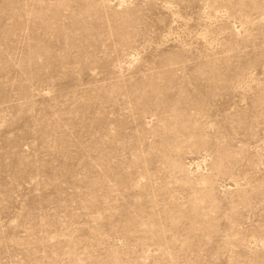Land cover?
I'll use <instances>...</instances> for the list:
<instances>
[{"label":"rangeland","instance_id":"1","mask_svg":"<svg viewBox=\"0 0 264 264\" xmlns=\"http://www.w3.org/2000/svg\"><path fill=\"white\" fill-rule=\"evenodd\" d=\"M0 264H264V0H0Z\"/></svg>","mask_w":264,"mask_h":264}]
</instances>
